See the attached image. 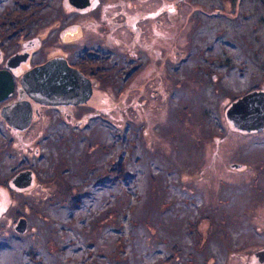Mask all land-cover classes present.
<instances>
[{
    "label": "rangeland",
    "instance_id": "374dc122",
    "mask_svg": "<svg viewBox=\"0 0 264 264\" xmlns=\"http://www.w3.org/2000/svg\"><path fill=\"white\" fill-rule=\"evenodd\" d=\"M33 1L36 6L49 2ZM126 2L127 12L142 3ZM175 2L178 25L182 13L194 27L201 20L198 34L207 41L201 29L208 25L216 44L229 51L219 53L229 60L215 65L201 53L204 65L195 67L193 52L180 46L187 25L178 37V83L169 79L170 70L157 68L162 79L155 89L154 75L144 80L143 72L135 71L126 86L98 80L86 104L63 114L43 110L25 131L12 133L2 121L0 264H80L102 254L106 263L111 247L124 243L126 255L111 264H253L235 252V243L264 244V129L238 131L225 110L264 80V65H257L264 64V0ZM187 2L193 11L185 9ZM4 6L0 1V10ZM166 38L165 48L171 39ZM197 39L194 31L193 42ZM200 43L204 40L198 39L196 52L204 50ZM233 50L245 67L238 68ZM255 50L258 60L250 57ZM220 66L222 77L213 80ZM205 70L204 76L195 73ZM233 162L244 164L234 167ZM27 166L37 172L32 189L9 191V178ZM117 175L124 186L112 183ZM81 182L90 192L72 188L67 199L76 206L71 210L61 199L63 191ZM20 217L28 221L24 233L13 229ZM208 239L206 255H200L198 244Z\"/></svg>",
    "mask_w": 264,
    "mask_h": 264
},
{
    "label": "flooded vegetation",
    "instance_id": "af4514ba",
    "mask_svg": "<svg viewBox=\"0 0 264 264\" xmlns=\"http://www.w3.org/2000/svg\"><path fill=\"white\" fill-rule=\"evenodd\" d=\"M12 1L1 0L4 5ZM47 1H49L47 5L39 3L42 6L41 13L34 15L0 12V70H7L13 77L15 84V88L9 98L0 102V131L2 121H4L5 127L12 133L17 131L21 132L29 129L43 110H54L63 114L72 108L86 104L92 97L95 83L98 80L108 79L109 85L126 86V81L132 78V74L135 71H138L143 72L144 80L154 75L151 80H156L154 82L156 89V82H161L162 79L161 74L158 75L157 73L158 76H156V70L157 68L164 67L170 70L169 79L178 83V37L182 30L187 29V25H190V28L186 31L184 44L180 46L193 52V56L195 55L194 57L196 59L195 67L201 68L204 65V62H201L199 59L201 53L205 54L204 57L208 54L205 58L207 62L208 58L216 60L215 65H218L220 62L222 63V59L229 60L227 55L222 56L219 53H223L224 51V53H228L229 51L225 49V46L220 45V43L216 44V32L212 31L208 25L204 29H201L208 34L209 39L207 41L203 37L205 35L201 36L198 34L199 31L197 29L201 26V20L194 27L193 23H189V18L182 13V21L178 25L176 16L179 13V6L175 0L169 1L168 3L161 2V0H148L147 3L146 0H140L142 3L136 12H127L126 0H123L121 7H119L118 3L115 4V1L110 2V0ZM191 2L186 3L185 9H193L190 6L192 4ZM54 3L56 5L53 6ZM116 8L121 9V11L115 12L114 9ZM49 9L50 11H47ZM44 11L46 12L43 13ZM7 16L13 19L18 17H31L33 21L13 22L8 25L3 20ZM163 17L168 18L162 19ZM191 18L197 20L195 16H190V20ZM173 24L175 28L170 29L169 27ZM38 26H41V29H36ZM181 27L182 30H180ZM194 31L199 40H204V43H200L203 46V51L196 52L194 49V46H199V44H196L198 39L196 43L193 42ZM165 36L168 39L171 38L170 45L167 48L161 45ZM239 37L241 38L240 40L245 39L242 36ZM246 40L244 41L247 44L248 40ZM232 53L230 52L231 57L236 59L239 64V67H237H245V63L236 58L237 55L234 50ZM257 55V50H255L251 52L250 57L257 59ZM52 59H65L69 67L78 70L89 80L92 93L85 103L40 104L29 98L25 93L21 87L22 76L33 67L44 64ZM257 65L264 64L257 62ZM221 68L222 66L216 70L217 73L214 72L211 74L210 77L213 80H216L215 77L217 74L219 77H222L223 70ZM117 69L121 71L116 72ZM99 70H101V74L100 72L98 73ZM208 71L206 72L205 70L195 73L204 76V74H208ZM93 77H96V79H93ZM184 77L192 80L189 76ZM254 90L264 91V80L259 87L249 89L242 95ZM60 98L63 101L71 99L66 97ZM237 98L233 99L236 100ZM25 100H28L31 106V121L26 129L18 130L7 123L1 115V110L4 106L20 103ZM236 130L241 131L237 128ZM241 132L248 133L245 131ZM35 155H38V150L35 151ZM243 164L233 162L231 165L234 167H243ZM24 169L32 170L34 176L37 174L35 171L36 168H28V166L27 168L17 170L13 174ZM39 171H42V168ZM32 187L25 191L31 190ZM202 220L206 221V217H202ZM209 241L210 239L204 245H201V243L198 244L199 250L202 249L199 252L200 255H206L205 250L208 248ZM236 246L238 249H235V252L237 254L240 253L241 257L246 259L247 262L252 259L254 261L253 264H264V244L249 247L247 243H235ZM213 253L215 254V252ZM213 253L207 255L211 258L214 256ZM188 257L191 258L192 256ZM210 258H206V260Z\"/></svg>",
    "mask_w": 264,
    "mask_h": 264
},
{
    "label": "water",
    "instance_id": "95a60500",
    "mask_svg": "<svg viewBox=\"0 0 264 264\" xmlns=\"http://www.w3.org/2000/svg\"><path fill=\"white\" fill-rule=\"evenodd\" d=\"M14 85L10 73L0 70V102L9 98ZM21 87L29 98L47 105L85 103L92 93L89 80L78 70L69 67L65 59H52L33 67L22 76ZM60 97L71 99L63 101ZM1 115L13 128L24 130L31 121V106L28 100L13 103L4 106ZM225 116L234 128L241 131H261L264 128V91H250L232 101L226 108ZM33 178L32 170L24 169L11 177L10 185L15 189H26L31 186ZM13 229L24 233L27 220L20 217Z\"/></svg>",
    "mask_w": 264,
    "mask_h": 264
},
{
    "label": "trees",
    "instance_id": "16d2710c",
    "mask_svg": "<svg viewBox=\"0 0 264 264\" xmlns=\"http://www.w3.org/2000/svg\"><path fill=\"white\" fill-rule=\"evenodd\" d=\"M1 1V0H0ZM41 5L38 3V6H36V4H35V2L33 1V0H13L12 2H8L5 6H4V8L2 9V10H0V12H2V13H12V12H16V13H18V14H24V15H30V14H32V15H34V14H36V13H38V11L40 10L41 11ZM3 20L6 22V23H8V25L9 24H11V23H13V22H18V23H20V22H29V21H33V19L31 18V17H18V18H15V19H13V18H11V17H4L3 18ZM111 146H114L113 144L111 145ZM111 146H109L108 148H111ZM4 152L7 154V145H5L4 146ZM105 149H107V147H105ZM119 149H122V148H119ZM124 150L125 149H122V152H124ZM106 151V150H105ZM126 168V167H125ZM123 170H124V168H123ZM114 171H116V170H114ZM110 172H111V170H109V171H107V174H106V176H110L109 174H110ZM125 172V171H124ZM126 173V172H125ZM40 174V173H39ZM123 178V177H122ZM124 179V178H123ZM39 180V178H38V176H37V181ZM122 180H121V178L120 177H118V175H117V177H115L113 180H112V183H117V184H121L122 182H121ZM121 182V183H120ZM83 184L84 183H80L79 184V186H78V184H73V183H71V184H68V186L66 187V189L63 191L64 192V195H62V200H63V202L65 203V205L64 206H69L70 207V209L71 210H73L72 208H74L76 205H75V202L74 201H72V204H71V202L69 203L68 202V196L70 195V192H71V189L73 188V189H75V190H81V191H83V192H85V189L83 188ZM109 184V183H108ZM72 185H75V186H72ZM122 185L124 186V182L122 183ZM7 187H8V189H9V191H11V192H16V191H14L13 189H11L10 187H9V184L7 183V185H6ZM105 187V186H104ZM108 187L109 188H112V187H114V186H110V185H108ZM88 192H90V190H87L85 193H88ZM76 198V197H75ZM77 199V201H78V203H79V200H78V198H76ZM81 203H82V201H81ZM80 203V204H81ZM125 204H127V205H129V203H130V201H125L124 202ZM136 208V206H133V207H131L129 210H131V209H133V208ZM31 211V210H30ZM133 215L136 213V209H134L132 212H131ZM135 221H137L136 219H134ZM132 224H134V221L132 222ZM116 231V230H115ZM113 233V232H112ZM116 233V232H115ZM117 234V233H116ZM56 235H58L57 233H56ZM123 235H125V234H123ZM19 237H21L20 235H18ZM114 236V235H113ZM125 239V238H124ZM31 245V244H30ZM30 245H27L26 247H29ZM175 244H173V246H174ZM174 248H175V251L176 250H178L177 249V247L176 246H174ZM125 251V243L123 244V246H117V244H116V246H112L111 247V250H110V252L107 254V256H108V259L106 260L107 262L106 263H104V261H105V259H103L102 258V256H104V255H106V254H102V255H96V257H94V258H92V262H88L90 259H85V260H83L80 264H111V263H113L114 262V259H116V258H118V257H120V255H126V252H124ZM20 253V252H19ZM65 253V252H64ZM63 253V254H64ZM65 255V254H64ZM110 255V256H109Z\"/></svg>",
    "mask_w": 264,
    "mask_h": 264
},
{
    "label": "bare ground",
    "instance_id": "6f19581e",
    "mask_svg": "<svg viewBox=\"0 0 264 264\" xmlns=\"http://www.w3.org/2000/svg\"><path fill=\"white\" fill-rule=\"evenodd\" d=\"M100 71H101V70H99L98 73H99ZM100 74H101V72H100ZM14 88H15V87H14ZM20 89H21V88H20Z\"/></svg>",
    "mask_w": 264,
    "mask_h": 264
}]
</instances>
